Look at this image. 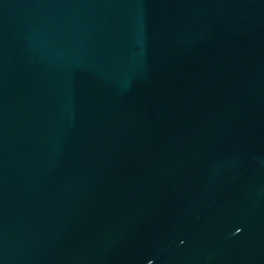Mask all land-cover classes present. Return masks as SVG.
I'll return each mask as SVG.
<instances>
[{"label":"water","instance_id":"water-1","mask_svg":"<svg viewBox=\"0 0 264 264\" xmlns=\"http://www.w3.org/2000/svg\"><path fill=\"white\" fill-rule=\"evenodd\" d=\"M0 264H264V0H0Z\"/></svg>","mask_w":264,"mask_h":264}]
</instances>
